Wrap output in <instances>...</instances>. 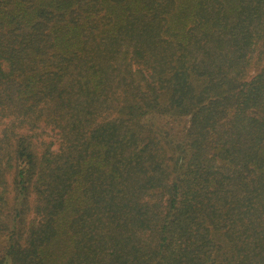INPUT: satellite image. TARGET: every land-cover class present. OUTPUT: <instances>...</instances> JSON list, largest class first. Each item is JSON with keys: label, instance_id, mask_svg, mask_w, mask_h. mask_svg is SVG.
Here are the masks:
<instances>
[{"label": "trees", "instance_id": "obj_1", "mask_svg": "<svg viewBox=\"0 0 264 264\" xmlns=\"http://www.w3.org/2000/svg\"><path fill=\"white\" fill-rule=\"evenodd\" d=\"M0 231V264H264V0H0Z\"/></svg>", "mask_w": 264, "mask_h": 264}, {"label": "rangeland", "instance_id": "obj_2", "mask_svg": "<svg viewBox=\"0 0 264 264\" xmlns=\"http://www.w3.org/2000/svg\"><path fill=\"white\" fill-rule=\"evenodd\" d=\"M247 62H245L244 64V68H243V76H244V80L248 81L249 79H251L254 74L257 72V67L258 65L260 64L258 61L254 60L252 61L250 64H249V53L247 55ZM166 123L168 122V127H174L172 129V131H174L176 134H180L181 132H183L184 130H186L189 126V122H188V118H184L182 120H180V123H176L174 122V120H169V121H165ZM40 133H41V137H44L45 139L47 140H53L56 144V148L57 146L59 145V138H58V135L55 134L54 130L52 129H48L47 132L48 133H42L41 132V129L38 130ZM226 240V237L223 235V233H220L218 234V237L216 238V241L217 243H222V250L221 252H223L224 250V253H226L227 255L229 253H227V251L229 250V244L225 242ZM6 244V240H5V236L3 235V233L0 231V255L3 253V250H4V246Z\"/></svg>", "mask_w": 264, "mask_h": 264}]
</instances>
